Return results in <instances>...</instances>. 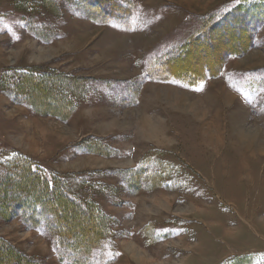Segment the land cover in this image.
Masks as SVG:
<instances>
[{"label":"rangeland","instance_id":"obj_1","mask_svg":"<svg viewBox=\"0 0 264 264\" xmlns=\"http://www.w3.org/2000/svg\"><path fill=\"white\" fill-rule=\"evenodd\" d=\"M113 1L0 0V238L38 264H264V0ZM237 6L258 22L248 49L250 27L228 25L246 51L201 84L160 80L170 51ZM20 160L67 183L87 216L63 192L47 206L98 245L62 246L27 223L53 225L33 206L12 214Z\"/></svg>","mask_w":264,"mask_h":264},{"label":"trees","instance_id":"obj_2","mask_svg":"<svg viewBox=\"0 0 264 264\" xmlns=\"http://www.w3.org/2000/svg\"><path fill=\"white\" fill-rule=\"evenodd\" d=\"M92 3L95 6L100 7L103 11H108L111 9V5L109 3H113L115 5L112 10H116L117 8H123L119 3L113 0H92ZM242 8L241 6H237L233 11L226 13L223 15L222 19L216 20L213 22H209L205 25L199 33L191 37L187 42L178 45L176 51L172 50L167 54L165 60L160 64L162 69H164V77L160 80L162 81H172L178 80L186 83L187 85H197L204 82L208 77L217 76L222 71L224 65L227 62V59L232 55H240V52L246 51V49H237V47L229 46V43H234L233 35L230 33L228 25H242L243 28L250 29H242L241 32L244 33V36L241 37L238 35V40L242 42V45L238 43V48L245 46L248 49L250 42L253 40V35L255 33V29L257 28V23H252L251 26L248 27L246 24V20H254V14L251 15L248 12H243V20L233 19L231 12H235ZM118 10V9H117ZM245 21V22H243ZM261 21H259L260 23ZM222 23V24H221ZM250 25V24H249ZM241 28V27H240ZM224 31V32H223ZM228 35V36H227ZM227 36V44L217 42L220 39H225ZM249 40V41H247ZM224 41V40H223ZM249 42V44H247ZM191 48L200 50L203 53H214L215 56L212 60L203 62L200 71H197L191 64L188 65L185 62V59L190 54ZM16 167L14 170L18 171L16 174L24 175L23 187H19L16 185V189L11 194V201L7 204L12 210V214L17 215L18 211L24 210L26 207H35L36 211H39L40 214L47 215L51 218L52 226L48 223L49 220L44 218L43 216L39 218V220H35L30 215V220L27 223H30L31 226L42 227L43 230H48L50 233H54L52 237L58 243L61 242L66 245L69 249H73L74 246L80 244L82 250H89L94 246L98 245L97 237L86 238L79 240L77 232V226L72 230L68 229V232L63 233L62 229L67 228L66 224H61L60 219L54 214L53 207L47 206L48 202L52 204H56L58 202V198L61 192L65 196V199L73 206L75 209L82 211L85 216H87L88 212L86 208H83L81 202L77 200L76 197L73 196L72 191L68 188L67 183L62 178L53 177L52 180L46 178L42 172H39V169L33 168L27 161H17ZM6 173V172H3ZM2 173V174H3ZM1 178V177H0ZM15 176L12 178L14 180ZM3 181V178H2ZM9 183V181L7 182ZM6 183V184H7ZM16 199V200H15ZM3 200V199H2ZM5 200V199H4ZM4 200L2 202H4ZM47 202V203H46ZM57 247V246H56ZM76 248V247H75ZM74 248V249H75ZM74 251L73 254L78 252ZM58 251V249H57ZM73 251V250H72ZM81 251V250H80ZM62 258H65V253H61V250L58 251ZM0 255L5 256V261L3 264H38L31 259L26 258L24 255L19 253L17 249H15L8 241L3 238H0ZM80 255L78 256V258ZM82 259H78L75 263L83 264ZM236 262V261H235ZM2 263V262H1ZM0 263V264H1Z\"/></svg>","mask_w":264,"mask_h":264},{"label":"bare ground","instance_id":"obj_3","mask_svg":"<svg viewBox=\"0 0 264 264\" xmlns=\"http://www.w3.org/2000/svg\"><path fill=\"white\" fill-rule=\"evenodd\" d=\"M184 97V96H183ZM184 100H185V97H184ZM176 103H182V99H181V96H179L178 94L176 95L175 97V101ZM189 104V107L192 105V104H196L197 106L199 105V103L197 104V102H193V103H188ZM195 105V107H196ZM194 107V108H195ZM199 107V106H198ZM197 107V108H198ZM198 110H201V108H198ZM200 112V111H199ZM201 113V112H200ZM197 114V113H196ZM198 115V114H197ZM210 125H208L207 127V131H209ZM140 128L142 129L143 131V134L146 136V137H149V138H155V136L157 135L156 133H158V131L160 132L159 130V126H157V124H154V123H151L150 119L149 118H145V120H143L141 122V126ZM161 128V127H160ZM163 128V126H162ZM161 128V129H162ZM164 129V128H163ZM161 134V133H160ZM254 136V139H256L257 143L259 146H264V135H257V134H253ZM252 136V137H253Z\"/></svg>","mask_w":264,"mask_h":264}]
</instances>
